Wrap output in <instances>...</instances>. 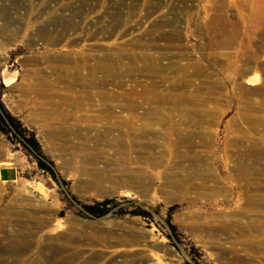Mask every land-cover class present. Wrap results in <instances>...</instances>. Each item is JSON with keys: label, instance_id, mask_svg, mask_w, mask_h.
<instances>
[{"label": "rangeland", "instance_id": "1", "mask_svg": "<svg viewBox=\"0 0 264 264\" xmlns=\"http://www.w3.org/2000/svg\"><path fill=\"white\" fill-rule=\"evenodd\" d=\"M0 72V264H264V0H0Z\"/></svg>", "mask_w": 264, "mask_h": 264}, {"label": "trees", "instance_id": "2", "mask_svg": "<svg viewBox=\"0 0 264 264\" xmlns=\"http://www.w3.org/2000/svg\"><path fill=\"white\" fill-rule=\"evenodd\" d=\"M0 132L4 135L11 133L19 139L33 154L38 168L49 171V167L41 161L38 144L32 135H26L18 120L13 117L0 102ZM110 200H102L92 205L84 206V210L92 215H103L110 210Z\"/></svg>", "mask_w": 264, "mask_h": 264}, {"label": "crops", "instance_id": "3", "mask_svg": "<svg viewBox=\"0 0 264 264\" xmlns=\"http://www.w3.org/2000/svg\"><path fill=\"white\" fill-rule=\"evenodd\" d=\"M0 81L10 85L13 78L7 75L1 76ZM40 85V82L39 84ZM37 88H41L38 87ZM46 119V116H45ZM24 156L18 151H12L4 134L0 132V183H12L18 180L21 171L25 168Z\"/></svg>", "mask_w": 264, "mask_h": 264}, {"label": "bare ground", "instance_id": "4", "mask_svg": "<svg viewBox=\"0 0 264 264\" xmlns=\"http://www.w3.org/2000/svg\"><path fill=\"white\" fill-rule=\"evenodd\" d=\"M201 143H203V142H201ZM246 150H247L246 152H250V153H260V154H264L263 149H261L260 147H252V146H250Z\"/></svg>", "mask_w": 264, "mask_h": 264}]
</instances>
